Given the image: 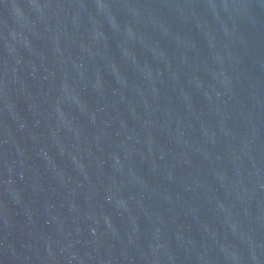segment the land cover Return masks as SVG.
Returning <instances> with one entry per match:
<instances>
[{"label": "water", "instance_id": "1", "mask_svg": "<svg viewBox=\"0 0 264 264\" xmlns=\"http://www.w3.org/2000/svg\"><path fill=\"white\" fill-rule=\"evenodd\" d=\"M0 264H264V0H0Z\"/></svg>", "mask_w": 264, "mask_h": 264}]
</instances>
